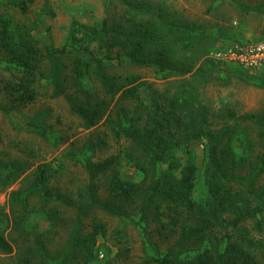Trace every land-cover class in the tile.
Returning a JSON list of instances; mask_svg holds the SVG:
<instances>
[{
  "label": "rangeland",
  "instance_id": "obj_1",
  "mask_svg": "<svg viewBox=\"0 0 264 264\" xmlns=\"http://www.w3.org/2000/svg\"><path fill=\"white\" fill-rule=\"evenodd\" d=\"M136 4L144 5L145 10ZM104 20L109 27L124 31L106 35ZM147 20L190 21L193 35L187 41L181 32L162 30L156 41L147 42L139 51L147 63H136L129 55L135 48L131 32L135 23ZM74 24L91 29L92 48L99 56L111 55L106 62L110 76L120 82L131 77L136 81L129 86H138L136 96L120 98V91L113 97L104 90L94 65L80 79L73 70L76 54L64 55L67 90L83 100L109 102L108 115L93 127L72 111L64 96H53L47 59L34 84V101L22 104L7 89L8 84L20 81L22 71L3 45L4 28L10 27L15 39L27 37L44 49L45 44L62 47ZM262 38L264 0H0V103L10 109H0V232L13 246L12 252L0 249V264H58L76 226L77 210L38 193L37 173L46 165L50 187L88 202L90 176L84 164L89 159L114 158L113 167L98 179L99 194L125 210V214L116 215L96 206L83 218L84 235L91 234L98 222L105 225L89 264H137L164 255L176 244L181 229L168 215L167 203L157 197L146 214L143 207L159 171L171 168L178 176L190 163L198 168L193 198L206 203L208 139L183 137L179 143L174 141L156 166L132 140L116 135L113 122H120L123 109L126 123L134 119L142 127L165 120L172 130L179 124L184 128L200 109L211 128L230 127V146L237 160H246L232 170L237 176L235 189L249 208L264 207L262 125L226 116L227 111H233L238 116L255 113L264 117V67L247 68L214 55L235 42ZM191 67L192 71L184 73ZM38 119L46 130L44 135L27 124ZM198 122L201 124L200 119ZM139 164L148 169L147 178ZM115 174L138 185L130 200L116 193L112 185ZM250 183L255 193L247 189ZM182 221L196 224L197 218L184 210ZM258 221L262 222L261 230L256 227ZM244 223L258 242L254 252L264 263V209ZM39 241L48 249L49 258L42 254ZM206 244H192L187 258H196ZM83 262L81 256L74 264Z\"/></svg>",
  "mask_w": 264,
  "mask_h": 264
},
{
  "label": "trees",
  "instance_id": "obj_2",
  "mask_svg": "<svg viewBox=\"0 0 264 264\" xmlns=\"http://www.w3.org/2000/svg\"><path fill=\"white\" fill-rule=\"evenodd\" d=\"M138 9L145 10L144 5H135ZM146 10H150L149 7ZM68 41L62 47L45 44L44 49L38 47L32 39L21 37L15 39L10 27L3 30V45L11 56V61L20 66L22 77L16 84H8L7 89L15 95L16 99L27 104L37 97L34 84L39 78L43 61L47 59L50 63V81L54 87L53 96H64L72 111L79 114L86 122L87 126L93 127L100 123L109 113V102L106 100L93 101L90 98L83 100L75 94L69 92L65 85L64 73L68 67L64 60L66 54H76L73 70L77 78L86 76L90 68L94 65L97 78L102 83L106 93L113 97L122 91L120 98L137 95L136 79L131 77L120 82L117 77L110 76L106 70V62L111 59V55L99 56L92 48L94 34L85 24H74ZM113 26L109 27L107 20H104L102 30L106 35L121 33V29ZM193 28L190 21L154 20L138 21L133 26L132 36H134L135 48L129 54L132 61L136 63H147V60L139 57V51L147 42L156 41L159 32H181L183 39L189 41ZM82 36H79V34ZM99 37V36H97ZM102 37V36H100ZM135 38L137 40H135ZM94 41V40H93ZM110 49V45L108 46ZM111 50V49H110ZM109 50V51H110ZM202 67L200 71H202ZM192 71L191 68L184 70V73ZM180 107H185L181 104ZM0 109L10 112V109L0 103ZM120 114V122L114 124L113 128L118 137L125 136L141 147L142 151L151 159V163L158 165L162 162L171 146V143H179L186 138H207L209 160L206 168V181L208 185L209 198L206 203H198L193 198L196 187L197 166L193 163L187 164L180 175L172 173L171 168L167 171L158 172L156 180L150 188V194L143 212H147L155 199L160 198L167 203V213L171 219L180 226V236L176 244L160 256H152L137 264H180L189 261L192 264H264L261 262L254 249L259 247L256 239L251 235L245 221L256 218L264 207L256 206L249 208L242 201L241 192L235 189L234 183L237 180L233 172L239 163H245V158L237 160L230 141L232 131L230 127L213 129L210 127L206 113L200 109L196 116H193L182 128L179 124L176 130H172L170 124L165 120H159L152 125L144 127L136 124L133 119L126 123L123 117L127 113L125 109ZM226 116L235 120H253L262 125L264 135V117L255 113H245L238 116L233 111H227ZM111 119V117H108ZM126 118V117H125ZM199 119L201 124H199ZM180 123L181 119H177ZM35 131L44 135L46 130L41 123V119L27 122ZM204 124V125H203ZM178 132L181 136L177 135ZM239 162V163H238ZM115 163L114 158L108 157L103 160L93 161L89 159L85 162V167L89 173L88 184L89 201L83 202L59 189L48 185L49 176L47 166L42 165L37 173L35 189L47 199H53L64 203L77 210L76 226L68 246L60 257L58 264H74L81 256L84 262L89 264L93 258V246L97 242V236L105 233V225L96 223L93 231L89 235L83 234L82 220L90 211L99 206L113 214L123 215L125 210L113 201L104 199L99 194L98 179L100 175L110 170ZM140 168L144 171L145 177L149 176L148 169L142 164ZM233 170V171H232ZM252 182V180H251ZM112 185L118 195L123 199L130 200L132 195L138 190V185L128 182L115 174ZM247 189L255 193L252 183ZM187 210L194 213L197 218L196 224L182 221V212ZM146 214V213H145ZM256 227L261 230L262 222L258 221ZM225 231V232H224ZM205 247L190 260L187 258V250L192 249V244ZM42 254L49 258V251L43 242L39 241ZM0 249L5 252H12L13 246L7 238L0 232ZM264 257V247L262 249Z\"/></svg>",
  "mask_w": 264,
  "mask_h": 264
},
{
  "label": "built area",
  "instance_id": "obj_3",
  "mask_svg": "<svg viewBox=\"0 0 264 264\" xmlns=\"http://www.w3.org/2000/svg\"><path fill=\"white\" fill-rule=\"evenodd\" d=\"M214 55L221 60L238 62L247 68L264 67V38L235 42L216 50Z\"/></svg>",
  "mask_w": 264,
  "mask_h": 264
}]
</instances>
